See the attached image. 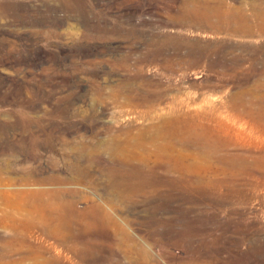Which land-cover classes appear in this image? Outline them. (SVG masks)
Wrapping results in <instances>:
<instances>
[{"label": "rangeland", "instance_id": "rangeland-1", "mask_svg": "<svg viewBox=\"0 0 264 264\" xmlns=\"http://www.w3.org/2000/svg\"><path fill=\"white\" fill-rule=\"evenodd\" d=\"M0 175V264H264V0H0Z\"/></svg>", "mask_w": 264, "mask_h": 264}, {"label": "bare ground", "instance_id": "bare-ground-1", "mask_svg": "<svg viewBox=\"0 0 264 264\" xmlns=\"http://www.w3.org/2000/svg\"><path fill=\"white\" fill-rule=\"evenodd\" d=\"M255 18V17H254ZM262 18V17H261ZM239 20V19H238ZM241 29V28H240ZM245 30V29H243ZM173 135V134H172ZM178 137V136H177ZM176 137V138H177ZM188 138V137H187ZM139 141V140H138ZM171 141V140H170ZM116 142V141H115ZM129 142V141H128ZM188 142V141H187ZM131 143V142H130ZM139 143V142H138ZM171 143V142H170ZM134 144V142L130 145L132 146ZM129 145V144H128ZM139 145V144H137ZM159 145V144H158ZM188 145V144H187ZM136 146V145H135ZM128 150V149H127ZM143 150V149H142ZM135 151V150H134ZM138 151V150H137ZM140 151V150H139ZM90 153V152H89ZM141 153V152H140ZM94 155V154H93ZM122 156V155H121ZM63 158V157H62ZM70 160V159H69ZM15 163V162H14ZM5 164V163H4ZM10 165V164H9ZM8 165V166H9ZM27 165V164H26ZM11 166V165H10ZM20 168V164L18 165ZM17 167V166H15ZM7 169V168H6ZM13 169V168H12ZM18 169V168H17ZM3 170V169H2ZM5 170V169H4ZM8 170V169H7ZM30 170H32L30 168ZM30 170H28L27 166L23 165V167H21V172L22 175L20 176V178L17 180V178H11V176L9 177V180L11 182L12 185H15L16 183H22V182H26L28 183L26 180L31 178L32 180H34L35 184H40L44 182V178L42 181V176H37V174L34 176L33 173L30 172ZM11 171V170H9ZM14 171V170H13ZM11 171V172H13ZM19 171V169H18ZM37 172V171H36ZM39 172V171H38ZM33 174V175H32ZM2 175V173H1ZM0 175V182L1 180H3V177ZM57 175V174H56ZM18 176V177H19ZM54 178V177H53ZM47 180V179H46ZM45 180V181H46ZM52 180V179H51ZM55 180V179H54ZM66 180V179H65ZM68 180V179H67ZM4 181V180H3ZM6 182V181H5ZM32 182V181H31ZM30 182V183H31ZM48 182V181H47ZM45 183V182H44ZM9 188L12 186H8ZM14 187V186H13ZM15 187H17V185H15ZM24 187V186H21ZM27 188V186H26ZM29 188V187H28ZM44 189V188H43ZM43 189H7L6 191L0 192V197L5 201V203L10 206V210H6L3 212V214L0 217V222L2 224L7 225L10 229L12 230H17V229H30L32 227H35L36 225L39 224V217L37 215L38 210H40V217L42 216V211L46 208H51L53 210H55L54 208L55 203L53 202L54 199H56L58 197V194L60 191L58 190H53V191H48V190H43ZM2 191V190H1ZM46 195H48L47 197H52V198H46ZM54 197V199H53ZM46 198V199H45ZM58 199V198H57ZM53 200V201H52ZM59 200V199H58ZM3 201V202H4ZM56 201V200H55ZM47 206V207H46ZM47 211V209L45 210ZM52 211V210H51ZM49 213V212H48ZM47 214V212H46ZM56 213H54L55 215ZM50 215V214H49ZM52 215V214H51ZM57 217H54L56 219L58 218V215H56ZM44 217V216H43ZM42 217V218H43ZM44 219V218H43ZM47 219V217H46ZM51 221V220H50ZM56 221V220H55ZM58 221V220H57ZM54 223V222H53ZM52 225V223H51ZM54 225V224H53ZM57 225V224H55ZM40 226V225H39ZM54 227V226H53ZM55 228V227H54ZM57 228V226H56ZM28 231V230H27ZM10 240L13 241V239L11 238ZM15 241L16 238L14 239ZM7 243V242H6ZM5 244V243H4ZM7 246V245H6Z\"/></svg>", "mask_w": 264, "mask_h": 264}]
</instances>
